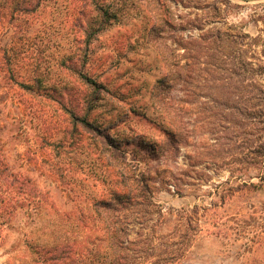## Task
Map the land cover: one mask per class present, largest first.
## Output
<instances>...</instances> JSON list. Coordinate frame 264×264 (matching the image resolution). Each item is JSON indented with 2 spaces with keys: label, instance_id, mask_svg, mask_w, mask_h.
Masks as SVG:
<instances>
[{
  "label": "rangeland",
  "instance_id": "rangeland-1",
  "mask_svg": "<svg viewBox=\"0 0 264 264\" xmlns=\"http://www.w3.org/2000/svg\"><path fill=\"white\" fill-rule=\"evenodd\" d=\"M97 6L118 21L87 39ZM8 26L18 33L0 28V49L15 37L18 53L0 60V154L28 182L0 203V264H54L42 250L51 246L66 250L55 264L113 263L93 204L142 175L147 191L137 201L151 200L161 216L145 205L126 213L151 222L130 228L119 264H264V186L244 187L264 169L250 164V124L229 109V81L211 67L252 52L183 49L188 37L213 42L226 32L264 40V0H44ZM172 62L181 77L165 96L183 129L177 148L166 147L170 128L152 98ZM81 75L98 84V101ZM37 81L45 94L21 88ZM77 118L108 134L111 147L102 151Z\"/></svg>",
  "mask_w": 264,
  "mask_h": 264
},
{
  "label": "trees",
  "instance_id": "trees-1",
  "mask_svg": "<svg viewBox=\"0 0 264 264\" xmlns=\"http://www.w3.org/2000/svg\"><path fill=\"white\" fill-rule=\"evenodd\" d=\"M43 1L44 0H0V28L3 29V36L16 35L18 33L16 29L11 30L12 32L9 31V22L19 20L22 16L34 13ZM80 1L83 2L84 0ZM116 21H118L116 14L111 13L109 9L103 6H97L96 26H90L88 28L86 32L87 39H92L96 34L102 32ZM221 36H224L225 39L221 38ZM202 37L200 41L188 37L183 49L188 52L194 46V43L197 42H203L206 46H214L215 43L217 45L227 43L230 44L231 47L232 45L246 46L249 51L252 52L249 59L240 55L232 58L225 57V59L216 62L218 63L217 66L211 65V67L215 71L226 76L223 78L224 81H229V86L227 88L229 89V95L232 97L229 103V105H231L229 109L237 116L244 117L250 124L251 138L248 145L250 164L262 165L264 169V40L261 36L252 37L245 33H240L239 36H235L229 34V32H226L224 35L216 36L213 42H206L207 38L204 36ZM15 39L16 38L13 37V41L11 40L8 46L0 49V60L3 65L5 62H9L10 54L14 53L13 55H16L18 53ZM257 48L260 49L258 50ZM241 49L242 48H240L238 52H244L246 54L248 51ZM233 50L235 49L233 48ZM256 54L257 56L259 55L258 58H256ZM188 60L187 58L186 67L189 65ZM177 68L178 64L174 62L169 65V68L167 67V74L165 73L162 78H159L155 82L152 94L155 111L165 117L170 128L169 131L166 132L167 138H165V143L166 147L171 148H177L176 144L181 140V134L183 132L180 125L179 114L173 108L172 104L167 101V96H165V90L171 88L172 84L179 81L181 77V73L176 71ZM186 76L189 78V74ZM80 77L84 83L92 89L91 102L94 103V101H98L100 99L99 96H97L98 84L84 75ZM226 78H228V80ZM215 79L216 78H214V81ZM242 83H246L245 87L241 86ZM224 86H226V83L222 87ZM21 88L30 94L38 96L46 93V90L38 81L36 85L21 84ZM220 105L222 107L225 106V104L222 103ZM1 109L2 106L0 104V110ZM73 119L75 120L76 118L74 117ZM78 120L82 124L84 131L95 139L94 141L100 146L102 151L105 152L106 149L108 150L109 147H111L112 140L108 134H105L103 130L89 123L85 118ZM106 154L109 158L112 157L115 159V154L113 155L110 152ZM137 178L136 187L133 186L128 188L121 185L116 188L110 200H103L93 204L94 212L100 217L101 230L106 236L111 248L114 262L110 264H119L123 261H127L126 253L128 251L127 246L130 245L128 241L130 228L134 229L135 225H138L139 228H143V223L145 221L151 222L150 219L141 220L142 218H139L140 221L137 222L138 218H132V216L126 214L127 212H135V214H138V207L145 205L144 202L137 201L138 198L147 191L146 185L143 183L144 177L142 175L141 178ZM259 180L258 184H245L244 187L246 188L248 186L254 190L261 189L264 186V174ZM27 182L28 179L20 172H13L9 169L5 158L0 154V203L6 205L8 202L6 198L9 195H17L18 193L23 194V189ZM137 193H139V197ZM142 199L145 200L143 195ZM147 201L148 202L143 208H154L156 209V213L161 216L157 206L153 204L151 200ZM194 212L195 211H191V213ZM156 223H158V221H155L152 227H156ZM27 247L36 259H40V251L37 250L35 246L27 245ZM42 250L45 252L44 254L46 255L47 261L53 262L54 264L59 262L66 252L61 246L46 247ZM174 257L177 256L174 255Z\"/></svg>",
  "mask_w": 264,
  "mask_h": 264
}]
</instances>
